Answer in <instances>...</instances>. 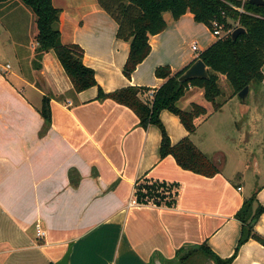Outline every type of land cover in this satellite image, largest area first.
Wrapping results in <instances>:
<instances>
[{
  "label": "crops",
  "instance_id": "crops-1",
  "mask_svg": "<svg viewBox=\"0 0 264 264\" xmlns=\"http://www.w3.org/2000/svg\"><path fill=\"white\" fill-rule=\"evenodd\" d=\"M53 4L61 10L62 43L82 47L83 62L105 93L147 87L142 99L151 100L165 83L156 76L157 67L180 71L216 41L213 37L194 51L191 40V49L185 48L187 37L199 36L203 27L190 12L177 21L168 16L166 30L150 38V55L127 78L123 68L130 43L117 39L118 24L98 0ZM36 48L32 40L28 57L21 54L27 76L11 71L6 77L10 64L0 70V264H57L69 249L68 264H169L180 248L203 243L220 258H230L242 234L235 215L244 201L257 190L264 207L258 166L259 178L253 177L245 194L244 172L237 171V178L222 169L205 177L182 169L172 156L161 158L157 126L144 129L129 107L98 100V86L75 94L54 51L36 68ZM45 96L52 113L48 127L40 112ZM201 98L204 90L192 86L179 106L190 110ZM222 109L197 119L191 136L210 158L216 150L201 137V125ZM160 118L172 144L189 135L176 115L163 111ZM143 179L178 184L176 205L129 207ZM254 229L264 236V214ZM231 264H264V245L249 240Z\"/></svg>",
  "mask_w": 264,
  "mask_h": 264
},
{
  "label": "trees",
  "instance_id": "trees-1",
  "mask_svg": "<svg viewBox=\"0 0 264 264\" xmlns=\"http://www.w3.org/2000/svg\"><path fill=\"white\" fill-rule=\"evenodd\" d=\"M14 1L28 6L35 16L36 28L33 38L37 44L34 60L36 68L41 69L43 56L49 51H54L72 82L75 94L95 86L99 87L95 71L83 62L82 47L62 43L59 28L61 10L54 6L53 0H0V4ZM98 3L118 24L117 39L130 43L129 57L123 68L127 78H131L137 67L150 55V38L166 30L168 16L177 21L190 12L196 22L205 24L210 31H213L216 21L227 28L239 23V27L246 30L237 40H233L232 36L217 39L193 61H204L209 73L207 79L180 82V77L190 66L173 72L171 67L166 65L155 70L156 76L165 79V83L153 91L151 100L142 99V95L150 91L147 87L129 86L112 93H105L101 87L98 89V100L112 99L127 106L138 116L142 128L157 126L160 129L161 158L172 156L182 169L205 177H214L221 173L220 161L216 162L202 152L191 139L198 129L197 119L209 117L211 114H208L205 107L196 103L192 104L190 110H184L179 106V102L190 87H199L204 90L205 100L212 104L213 112H218L222 109V104L217 103V99L222 95L220 81L223 76L233 88V96L239 95L246 86L251 89L254 83L264 82V6L253 5L250 0H98ZM240 7L245 12L237 9ZM163 111L176 115L189 133L177 144H172L160 118ZM40 112L46 121V127L50 126V97L43 98ZM257 192L255 190L253 195L244 201L235 215L242 224V234L235 253L230 258H220L203 243L187 253L185 251L188 246L180 248L175 259L166 262L187 264L195 253L201 252L208 254L216 264H231L240 248L249 240L253 239L264 245V236L258 234L254 229L255 225H252L264 214V207L258 203ZM134 196L139 204L153 203L156 206L172 208L177 203L179 185L143 179L136 184Z\"/></svg>",
  "mask_w": 264,
  "mask_h": 264
},
{
  "label": "rangeland",
  "instance_id": "rangeland-1",
  "mask_svg": "<svg viewBox=\"0 0 264 264\" xmlns=\"http://www.w3.org/2000/svg\"><path fill=\"white\" fill-rule=\"evenodd\" d=\"M34 17L31 9L23 3L18 4L14 1L0 4V70L10 64L12 70H8L9 73L5 74L8 78L11 77V71H22L25 76L28 75L30 69L19 62L22 58L21 54H25L23 58L28 57L27 49L34 40L36 28ZM200 24L203 28L199 36L187 37L185 48L191 49L193 43V41L189 42L191 40H195L194 44L202 49L209 39L213 37L216 39L211 31L205 30V24ZM220 87L222 95L217 99V103L222 104V113L214 114L208 123H203L200 135L203 139H209L210 145L207 146L211 150H216L211 157L216 162L220 161L221 168L226 174L238 178L236 172H244L245 194H249L253 177L259 178L255 173L257 166L262 171V176L264 175V82L252 85L246 102L248 111L240 108L242 100L239 95L233 96V88L225 76L221 78ZM196 104L205 107L208 114L214 113L212 104L205 98L196 101ZM196 248L188 246L185 252ZM187 264L216 263L208 254L197 252Z\"/></svg>",
  "mask_w": 264,
  "mask_h": 264
},
{
  "label": "water",
  "instance_id": "water-1",
  "mask_svg": "<svg viewBox=\"0 0 264 264\" xmlns=\"http://www.w3.org/2000/svg\"><path fill=\"white\" fill-rule=\"evenodd\" d=\"M250 3L256 6H264V0H250ZM246 30L243 27H238L232 34V39L237 40L238 37L245 33ZM209 77L208 69L206 64L202 59H198L193 62L190 67L185 71V73L180 77V82H186L193 79H207ZM250 86H246L240 93L239 97L242 100L243 106L242 110L246 111L248 108L245 106L249 94H250ZM255 225V222L252 223ZM71 255V249L67 251L65 256L59 261L57 264H68Z\"/></svg>",
  "mask_w": 264,
  "mask_h": 264
},
{
  "label": "built area",
  "instance_id": "built-area-1",
  "mask_svg": "<svg viewBox=\"0 0 264 264\" xmlns=\"http://www.w3.org/2000/svg\"><path fill=\"white\" fill-rule=\"evenodd\" d=\"M240 12H245L243 8H237ZM239 27V23L235 24L232 27L227 28L224 24L220 23V22H215L214 23V29L213 31H211L215 36H216V40L217 39H221V38H225V37H231L233 32ZM193 50L194 51H198V47L197 44L195 43L193 46ZM7 68H10V66L8 65ZM239 190H241V188H239ZM134 205H140L136 199L134 198L130 203H129V207L134 206ZM44 234L41 233L40 231L38 232V236H43Z\"/></svg>",
  "mask_w": 264,
  "mask_h": 264
}]
</instances>
